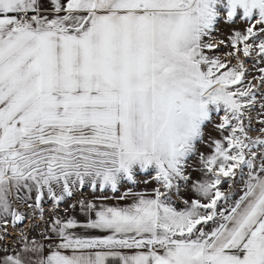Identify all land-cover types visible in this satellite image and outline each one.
<instances>
[{"label": "snow or ice", "instance_id": "obj_1", "mask_svg": "<svg viewBox=\"0 0 264 264\" xmlns=\"http://www.w3.org/2000/svg\"><path fill=\"white\" fill-rule=\"evenodd\" d=\"M0 264H264V0H0Z\"/></svg>", "mask_w": 264, "mask_h": 264}, {"label": "rangeland", "instance_id": "obj_2", "mask_svg": "<svg viewBox=\"0 0 264 264\" xmlns=\"http://www.w3.org/2000/svg\"><path fill=\"white\" fill-rule=\"evenodd\" d=\"M244 27H245V25L242 22L237 23L235 25H228L225 23H221V24H219V31L216 33L217 40H220V39L226 40L232 34L234 28L236 30H242ZM228 51H230L229 48H221V49H218V54L221 55V58H225L223 56V53L228 52ZM248 66H249V68L252 67L251 62H249ZM251 75L255 76V75H258V73L255 70H253ZM249 79H251V76H249ZM219 122H220L219 118H217L215 123H219ZM219 138H220V136L217 133L214 125H209L207 128V131H206L205 143L200 146L201 152L205 155L211 154L213 152V149H212V147L209 146V141L212 139H219ZM193 175H194V178H196L198 176V173H193ZM141 179L143 180V177ZM140 186H141V188L145 187L146 189H151V187H152V185H150V184L145 185L143 183H141ZM225 191H227V186H225ZM188 195H190V194H186L185 198H187ZM177 206L182 207L183 205L181 202L178 201Z\"/></svg>", "mask_w": 264, "mask_h": 264}, {"label": "crops", "instance_id": "obj_3", "mask_svg": "<svg viewBox=\"0 0 264 264\" xmlns=\"http://www.w3.org/2000/svg\"><path fill=\"white\" fill-rule=\"evenodd\" d=\"M139 190H150V189H146L145 187L141 188V186H140ZM109 203H114V202L113 201H109Z\"/></svg>", "mask_w": 264, "mask_h": 264}]
</instances>
